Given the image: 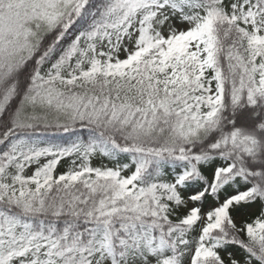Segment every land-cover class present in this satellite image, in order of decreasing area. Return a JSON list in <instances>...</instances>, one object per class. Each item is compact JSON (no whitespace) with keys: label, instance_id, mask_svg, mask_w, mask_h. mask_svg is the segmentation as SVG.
<instances>
[{"label":"snow or ice","instance_id":"snow-or-ice-1","mask_svg":"<svg viewBox=\"0 0 264 264\" xmlns=\"http://www.w3.org/2000/svg\"><path fill=\"white\" fill-rule=\"evenodd\" d=\"M0 264H264V0H0Z\"/></svg>","mask_w":264,"mask_h":264}]
</instances>
